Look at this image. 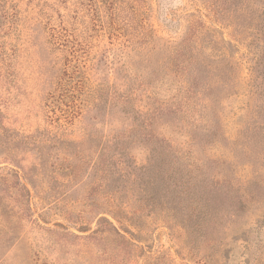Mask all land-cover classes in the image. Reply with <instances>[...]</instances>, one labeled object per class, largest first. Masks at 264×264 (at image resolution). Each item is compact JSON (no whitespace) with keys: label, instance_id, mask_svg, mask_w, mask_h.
<instances>
[{"label":"rangeland","instance_id":"rangeland-1","mask_svg":"<svg viewBox=\"0 0 264 264\" xmlns=\"http://www.w3.org/2000/svg\"><path fill=\"white\" fill-rule=\"evenodd\" d=\"M263 67L264 0H0V264H264Z\"/></svg>","mask_w":264,"mask_h":264},{"label":"trees","instance_id":"trees-1","mask_svg":"<svg viewBox=\"0 0 264 264\" xmlns=\"http://www.w3.org/2000/svg\"><path fill=\"white\" fill-rule=\"evenodd\" d=\"M255 59L256 60L254 61L253 65L257 63V61L259 60V57L256 56ZM186 60L188 61L189 64L194 63V61L196 63V59H193V58H188ZM224 64H226V63H224ZM227 66H229V65L226 64V66L224 65L223 67H219V65H218L216 67L218 69V71H220V72H217V74H219V78L222 81L224 80V73L223 72L226 71ZM229 67H231V69H229V70H232L233 65H230ZM180 73L181 74L179 76V80L178 81L181 83L180 84L181 85L180 88L183 89V94H182L181 98L175 97L172 100V101L178 102V104H181L180 102H182L183 99H186L188 101V100H190V99H192V98H194L196 96V94H197L196 89L199 87L198 86V83L200 81L198 74L196 75V72H192L191 71V67H189V69H187L185 72H180ZM231 74H232V71H231ZM177 75H179V74H177ZM228 77H230V79H232L231 76H228ZM256 78L261 79V82H257V84H253V86L256 87V89L259 88V89H262V90H260L259 92H258V90H256L255 92H258V94L261 97L263 96V98H264V71L257 72ZM210 79H212V77H210ZM225 81H227V80H224V83H226V85H228L227 82H225ZM201 85H202L201 87H204V86L208 85L209 88H210V87L213 86V82L210 80V82L209 81H206L205 83H202ZM178 90H180V89H178ZM127 91H128L127 93H124L122 95H119L120 97H122V102H123V105H124L123 109H126L127 105H129L130 102L133 99H135V97L130 92V91L133 92V88L132 89L130 88ZM154 94H156V92ZM150 97H154V96H151V94H150ZM154 101H159V105H151V106H153L152 108L151 107L144 108L142 106H138V108H136V111L135 112H137L143 118H144V116H151V118H148V120L156 119L157 117L165 114V111L164 110H168V109H166L168 107H165V109H164V102L163 101H160L158 98H154ZM184 107H186V105H184ZM177 108H179V106ZM131 109H133V108H131ZM180 110H182V109H180ZM257 124H259V121H258ZM258 128L263 131V136H264V120H262V122L258 125ZM110 140H111V142H114L115 141L116 143H118V141H117L118 140V137L112 136L110 138ZM101 147L102 146H100V148ZM172 162H173L172 163V168H171L172 170H169V169L168 170H163L161 172L162 173V175H161L160 174V169H159L157 171V173L155 174L154 178L151 179V181H149V180L146 181L147 183H150V182L153 183L152 189H153V192L155 194V195H153V197L155 199L154 202H153V204H156L157 203L158 205H162V207H163V204H166V209H169L170 208L169 203H172L174 201V197H173L174 196V193H175L176 189L180 186V184L181 185H186V181H184V177H187L188 176V173L191 172V170H189V171L187 170L186 171V174H185L186 176L184 175V173L180 174L181 172H179V171L176 170L177 166L178 165L180 166V164L178 162V159L172 160ZM142 169L144 170L146 168H142ZM112 175H113V171L112 170H101V176H99V178H97L98 181H99L98 184L101 183V184H99L100 187L103 190H105L106 193L109 194V196H111L114 193H118L119 192L118 190H112L114 192L111 193V189H109V188L106 189L105 188L106 185H107L108 179ZM138 177L140 179H142L140 176H138ZM180 177L183 178V181L182 182L180 181ZM156 181H159L160 183H158V184L155 185ZM139 187H140L141 191H143V192H146L147 191V189L141 188V186H139ZM101 194L103 196L105 195V193H101ZM250 200L253 201V198H251ZM129 201H130V199L127 198V203ZM142 209L143 208H140V207L135 208V212L140 213ZM113 216H114V214H113ZM101 219L102 218H99V221ZM104 220L105 221H108V223H110V224L111 223L113 224V222H111L107 218H104ZM103 232L104 231H101V233H103ZM114 232L116 233L115 235L118 238L125 239V237L121 234L120 231H118V229L114 228ZM92 233L98 234L97 231H93ZM88 237L91 240V239H93L96 236H93L92 234H90Z\"/></svg>","mask_w":264,"mask_h":264}]
</instances>
